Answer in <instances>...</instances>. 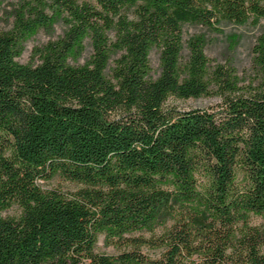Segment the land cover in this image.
Instances as JSON below:
<instances>
[{"label": "trees", "instance_id": "16d2710c", "mask_svg": "<svg viewBox=\"0 0 264 264\" xmlns=\"http://www.w3.org/2000/svg\"><path fill=\"white\" fill-rule=\"evenodd\" d=\"M11 18L0 264H264V27L244 74L185 34L258 23L264 0H17ZM172 96L221 102L180 110ZM58 176L77 188L41 184ZM102 235L116 254L97 251Z\"/></svg>", "mask_w": 264, "mask_h": 264}, {"label": "rangeland", "instance_id": "374dc122", "mask_svg": "<svg viewBox=\"0 0 264 264\" xmlns=\"http://www.w3.org/2000/svg\"><path fill=\"white\" fill-rule=\"evenodd\" d=\"M17 0H0V31L8 29L12 24L11 12ZM264 27V20L258 23L247 21L245 23H236L224 21L218 25V30L197 25H185V34L187 37L203 34L207 39L206 53L213 60L225 61L227 58L236 62L241 73L248 72L252 67V46L256 35ZM63 31L61 26H56L52 33L40 32L38 35L29 40L23 55L20 56L21 62H30L32 50L35 45L44 43L50 38H55ZM152 61L156 70L159 69V51L152 52ZM221 102L216 96H203L200 98L183 99L178 97H170L166 103V107L177 108L180 110H189L196 108H216ZM46 187H60L65 191H71L77 188V184L66 180L65 178L55 177L48 182L41 181ZM20 208L15 205L6 212L5 215L16 216L20 214ZM160 232V231H159ZM158 232V233H159ZM150 254H159L160 250L144 248ZM97 251L100 253L116 254L118 252L114 245L107 244L105 237H99L97 243Z\"/></svg>", "mask_w": 264, "mask_h": 264}]
</instances>
